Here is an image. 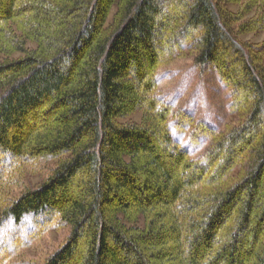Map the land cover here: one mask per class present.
Segmentation results:
<instances>
[{"label":"trees","instance_id":"trees-1","mask_svg":"<svg viewBox=\"0 0 264 264\" xmlns=\"http://www.w3.org/2000/svg\"><path fill=\"white\" fill-rule=\"evenodd\" d=\"M260 33L264 0H0V156L57 161L2 221L69 225L45 264H264V42L242 40ZM185 46L237 119L176 115L211 139L200 160L156 96Z\"/></svg>","mask_w":264,"mask_h":264},{"label":"rangeland","instance_id":"rangeland-1","mask_svg":"<svg viewBox=\"0 0 264 264\" xmlns=\"http://www.w3.org/2000/svg\"><path fill=\"white\" fill-rule=\"evenodd\" d=\"M236 9L232 7V10ZM242 40L259 45L264 42V33L244 35ZM188 50L185 46L184 51L158 69L156 96L172 108L169 125L174 140L192 159L200 160L211 139L197 134L193 125L181 122L176 115L187 113L196 124L203 122L215 131H222L237 119L230 112L231 89L212 67H197L194 55L185 53ZM141 118L142 113L138 112L122 122L140 123ZM181 125L185 127L181 129ZM10 161L7 155L0 156V264H45L69 237L70 226L56 214L46 211L28 214L20 224L13 220L3 222L1 213L23 191L39 188L57 161L51 158Z\"/></svg>","mask_w":264,"mask_h":264}]
</instances>
